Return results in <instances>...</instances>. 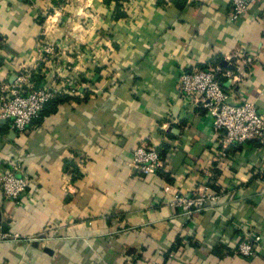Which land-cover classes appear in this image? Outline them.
Returning <instances> with one entry per match:
<instances>
[{
	"label": "crops",
	"instance_id": "crops-1",
	"mask_svg": "<svg viewBox=\"0 0 264 264\" xmlns=\"http://www.w3.org/2000/svg\"><path fill=\"white\" fill-rule=\"evenodd\" d=\"M62 1L0 0V86L48 58L39 88L88 93L24 133L0 122V176L28 183L18 204L0 188V264H264V144L225 147L178 85L220 63L229 102L264 117V0L236 20L232 0H123L117 17L114 1ZM142 144L164 157L146 177L127 167ZM200 191L216 201L174 205ZM250 234L255 253L237 255Z\"/></svg>",
	"mask_w": 264,
	"mask_h": 264
},
{
	"label": "built area",
	"instance_id": "built-area-1",
	"mask_svg": "<svg viewBox=\"0 0 264 264\" xmlns=\"http://www.w3.org/2000/svg\"><path fill=\"white\" fill-rule=\"evenodd\" d=\"M248 7V0H232L229 18L236 20L248 11ZM42 52L50 55L52 47L49 46L44 51L42 49ZM43 58L45 57L42 56ZM34 70H24L12 83H3L0 86V122H8L13 132L24 133L38 119L43 106L60 94V91L54 89L36 88L31 80V75L36 74ZM221 76H232V71L218 64L206 69L194 67L181 73L178 80L179 92L183 98L192 100L204 110L213 130L224 132L225 147L244 145L253 141L264 144V117L252 103H230L228 95L221 87L219 80ZM160 163L156 148L142 144L133 152L127 167L131 175L146 177L153 174ZM0 188L2 201L18 204L26 196L27 179L14 171H6L0 176ZM216 199L215 194L200 191L197 194L174 196V205L192 214L202 211L208 202L213 203ZM0 237L7 236L2 234ZM259 242V235L250 234L238 243L237 255L252 256Z\"/></svg>",
	"mask_w": 264,
	"mask_h": 264
},
{
	"label": "trees",
	"instance_id": "trees-1",
	"mask_svg": "<svg viewBox=\"0 0 264 264\" xmlns=\"http://www.w3.org/2000/svg\"><path fill=\"white\" fill-rule=\"evenodd\" d=\"M62 0H52V2L54 3V4H58L59 2H61ZM110 1H114L115 2V9H116V17H117V15H118V12H119V9H120V7H121V5H122V1L123 0H104V2H106V3H109ZM42 21H43V19H42ZM216 64H218V65H221L222 67H224L222 64H220V63H216ZM42 65H43V63H40L39 62V67L41 66L42 67ZM215 65V64H214ZM201 69H203V67H201ZM224 69H225V67H224ZM227 69H228V67H227ZM38 74H32V78H31V80L32 81H37V80H35V79H38L39 77L37 76ZM37 84H38V82H35V87L37 88ZM87 95H88V93H87V91H85L84 90V92H83V95H82V98H80L79 96H77V97H75V96H73L72 98L69 96V95H67V94H58V95H56L52 100H50L49 102H47L44 106H43V109H42V111L40 112V115H39V117H38V119H36L35 121H37V120H39V119H41V118H43V116L45 115V111H44V108L46 107V105L47 104H50V103H52V102H63V101H67V100H70V99H73V100H75L76 102H80V101H82V100H85V98L87 97ZM34 121V122H35ZM33 122V123H34ZM32 123V124H33ZM5 127L6 126H2V131H3V129L5 130ZM156 150H157V152H158V155H159V157H160V161L162 162L163 160H164V157H163V152H162V150H161V148L160 147H157L156 148ZM2 230L6 233L7 232V228L5 227V226H2Z\"/></svg>",
	"mask_w": 264,
	"mask_h": 264
},
{
	"label": "rangeland",
	"instance_id": "rangeland-1",
	"mask_svg": "<svg viewBox=\"0 0 264 264\" xmlns=\"http://www.w3.org/2000/svg\"><path fill=\"white\" fill-rule=\"evenodd\" d=\"M70 1H71V0H70ZM62 2H63V3H61V4H63V5L68 4V3H66L65 1H62ZM73 3H74L75 5H83V3H82L80 0L73 1ZM58 4H59V3H58ZM58 4H56V5H58ZM56 5H55V6H56ZM47 14H48V13H47ZM39 49H40V51H41L40 53H44V54H45V52H42V49H43L42 47H40ZM52 53H54V50H53V49H52ZM47 60H49V59L47 58L46 61H47ZM46 61H44V62H40V63H43V64H46V65H47V62H46ZM43 67H45V66L42 65V69H43ZM27 70H29V69H27ZM34 71L38 72V75H37V76L39 77V79H40V78L42 79V76H43V75H40L41 70H40V67H39V62H38V65L35 67V70H34ZM32 72H33V71H32ZM24 74H25V73H24ZM31 78H32V75H31ZM35 80H37V81H35V82H39L38 79H35ZM33 82H34V81H33ZM35 82H34V83H35ZM42 87H43V86H42ZM42 87H41V88H42ZM37 88H39V87L37 86Z\"/></svg>",
	"mask_w": 264,
	"mask_h": 264
}]
</instances>
